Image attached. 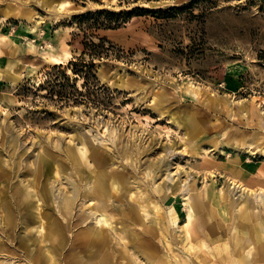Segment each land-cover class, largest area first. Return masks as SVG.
Returning a JSON list of instances; mask_svg holds the SVG:
<instances>
[{
	"label": "rangeland",
	"instance_id": "rangeland-1",
	"mask_svg": "<svg viewBox=\"0 0 264 264\" xmlns=\"http://www.w3.org/2000/svg\"><path fill=\"white\" fill-rule=\"evenodd\" d=\"M64 1L68 4L61 8ZM262 4L263 0H0L4 157L10 158L12 137L18 139L19 150L33 154L48 142L80 146L78 133L91 135L100 145L109 131H117L131 144L135 140L150 147L143 159L155 161L164 155L163 170L154 168L148 177L150 187L173 180L188 185L195 179L196 191H201L215 180L219 193L231 188L236 195L264 198ZM101 37L112 41L105 44L109 55L92 58L85 51L93 43L102 47ZM53 55L64 59L57 62ZM78 58L94 60L95 76L85 78V73L72 71L70 62ZM189 85H196L203 95L214 94L218 106L194 99ZM154 97L167 111L151 105ZM240 107L241 114H231ZM191 111L212 122L194 138H189L184 123ZM148 172L143 166L138 176ZM67 185L63 177L55 183L64 189ZM168 209L166 204L161 210ZM154 210L141 214L153 219ZM183 214L174 232L180 233L186 224L187 208ZM30 223L31 233L22 223L16 227L26 239L40 235L37 223ZM0 240L10 248L0 252V264H31L17 249L16 239L9 241L0 230ZM129 245L133 264H149Z\"/></svg>",
	"mask_w": 264,
	"mask_h": 264
},
{
	"label": "bare ground",
	"instance_id": "bare-ground-1",
	"mask_svg": "<svg viewBox=\"0 0 264 264\" xmlns=\"http://www.w3.org/2000/svg\"><path fill=\"white\" fill-rule=\"evenodd\" d=\"M200 90L188 86L194 99L218 106L214 94ZM151 105L167 111L156 97ZM243 111L240 107L231 114ZM184 123L189 138L212 125L193 111ZM77 138L82 145L48 142L32 154L19 150L12 137L9 159L0 149V230L9 241L17 240V249L31 264H133L129 244L149 264H264V198L236 195L231 188L219 193L215 180L201 191H196L195 179L188 185L173 180L150 187L148 177L154 168L163 170L164 155L143 159L150 147L135 140L131 144L117 131H109L100 145L86 133ZM143 166L149 172L140 178ZM61 177L66 189L55 186ZM166 204L169 209L162 212ZM184 208L187 222L180 233L174 232ZM151 209H156L153 219H146L141 211ZM31 221L40 235L26 239L16 227L22 223L31 233ZM9 249L0 240V252Z\"/></svg>",
	"mask_w": 264,
	"mask_h": 264
},
{
	"label": "trees",
	"instance_id": "trees-1",
	"mask_svg": "<svg viewBox=\"0 0 264 264\" xmlns=\"http://www.w3.org/2000/svg\"><path fill=\"white\" fill-rule=\"evenodd\" d=\"M262 10H264V0H263V4L261 6ZM102 13H108V14H114L116 15L115 13L113 12H109L107 10H104V11H101ZM106 27H109V26H106ZM107 43H112V41L107 38V37H101L100 38V44L103 45L102 47L98 48L99 47V44H96V43H93L94 46L93 47H89L88 44H86L87 47V50L89 51H85V53L87 54H90V56L93 58L95 56H104V55H109L108 53V50H107V47H105V44ZM100 45V46H101ZM259 59H260V63L264 66V51L262 54H259ZM82 63L83 68L81 69H78V64L79 63ZM70 68L72 69V71L74 73H85V78H88L90 75L92 76H95V74L93 73L94 72V68H95V62L93 59L86 61L85 59L83 58H78V61H71L70 62ZM80 71V72H79Z\"/></svg>",
	"mask_w": 264,
	"mask_h": 264
}]
</instances>
